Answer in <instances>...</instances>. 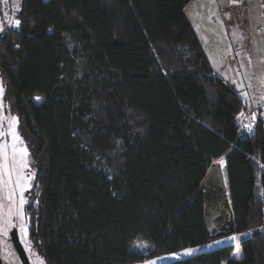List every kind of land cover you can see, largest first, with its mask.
<instances>
[{"label": "trees", "instance_id": "trees-1", "mask_svg": "<svg viewBox=\"0 0 264 264\" xmlns=\"http://www.w3.org/2000/svg\"><path fill=\"white\" fill-rule=\"evenodd\" d=\"M192 1L22 0L19 27L0 36L4 99L36 165L29 240L46 264L208 244L201 182L220 159L235 233L264 227V122L239 133L242 93L217 74ZM234 252L158 264H264V233Z\"/></svg>", "mask_w": 264, "mask_h": 264}, {"label": "crops", "instance_id": "crops-1", "mask_svg": "<svg viewBox=\"0 0 264 264\" xmlns=\"http://www.w3.org/2000/svg\"><path fill=\"white\" fill-rule=\"evenodd\" d=\"M186 13L217 74L232 81L244 103L254 105L264 88V0H193Z\"/></svg>", "mask_w": 264, "mask_h": 264}, {"label": "snow or ice", "instance_id": "snow-or-ice-1", "mask_svg": "<svg viewBox=\"0 0 264 264\" xmlns=\"http://www.w3.org/2000/svg\"><path fill=\"white\" fill-rule=\"evenodd\" d=\"M20 24L19 20L15 21V25L18 27ZM3 93V88L0 86V95ZM247 96V93H243ZM39 99V98H37ZM241 117L244 113H240ZM254 119V117H253ZM18 118L13 117L10 121L11 124V157L7 151L9 145L7 143L0 145V156L3 157L0 162V193L7 190V195L0 196V236L7 238L10 229L18 228L19 233L24 241L25 248L27 251H31L32 244L28 239V223L25 214L24 205L27 204V200L24 197V192L31 187L30 181L33 179L34 174L29 176L25 175L23 169L28 167V151L26 147H17V142L22 144V140L19 133L16 131L18 126ZM248 131H252L251 124L246 126ZM17 156L19 159H17ZM9 159H11V166L9 165ZM18 197V198H17ZM7 201V203H5ZM14 219L16 223H14ZM231 240H236V236L230 237ZM4 243L5 247H8L6 241H0ZM10 251V249H9ZM191 252L192 250H188ZM237 247V254L239 253ZM37 264H45L43 259L36 258Z\"/></svg>", "mask_w": 264, "mask_h": 264}, {"label": "rangeland", "instance_id": "rangeland-1", "mask_svg": "<svg viewBox=\"0 0 264 264\" xmlns=\"http://www.w3.org/2000/svg\"><path fill=\"white\" fill-rule=\"evenodd\" d=\"M21 7H22V0H0V36L6 30L18 28L15 25V21L19 20V14L21 11ZM188 14L190 16H192L193 11L191 9H189ZM207 18L208 17H206V20H207ZM215 31H217V33H219V29L217 27H215ZM211 33H212V36H214V31L212 29H211ZM0 86H2V88H3V93H2V95H0V145H3L5 143H7L9 145L7 151L9 153V157H11V147L10 146L12 144V136H11L10 121L13 117H15V118H18V117L13 112H10L8 110L7 104H6L5 99H4L5 87L3 85L1 77H0ZM37 98H39V99H37ZM35 99L37 101L42 100L40 97H36ZM18 121H19V119H18ZM16 131L19 133V136L22 140V144L20 142H17V147L18 148L19 147H26L27 151H28V156L26 158L28 161V167L23 169V172L25 175H29V176L34 174L33 179L30 181L31 187L28 188V190L24 192V197L28 202L27 204L24 205V209H25L26 217L28 218L27 223H28V227H29V225H30V213H29V206L28 205H29L30 200H31L30 196L33 192V189H35L34 193L38 192L37 185H35L36 165H35L30 147H29L27 141L23 138V135L21 134L19 123H18V126L16 128ZM17 159H19L18 156H17ZM2 160H3V157L0 156V162H2ZM222 163L225 166L224 159H222ZM9 165L11 166V159H9ZM5 195H7L6 189L4 192L0 193V196H5ZM5 203H7V201H5ZM13 222L16 223V220L14 219ZM218 224L221 225L222 220H220V222ZM260 233H264V227L252 229V230L240 233V234L235 233V234L230 235V236L220 237V238L214 239L206 245H203V246L196 248V249H192L191 252H189L188 250H183V251H180L178 253L171 254V255L162 256V257L153 258V259H147L144 262H141L139 264H158V263H160L166 259H176V258H181L184 256H190L193 252H197L200 249H209V248H212L214 246L220 245L222 243H234L235 252H234L233 256L238 257L239 253L237 254V247L240 250V242L242 241V239H244L245 237L254 236V235L260 234ZM232 236H236L237 239L231 240L230 237H232ZM28 239H29V230H28ZM134 246L137 249H142V248H144V246L146 247V245L143 243H137ZM32 247H33V245H32ZM32 254H33V257L31 259V264H37V260H36L37 257H39L40 259H43L36 252V250Z\"/></svg>", "mask_w": 264, "mask_h": 264}, {"label": "water", "instance_id": "water-1", "mask_svg": "<svg viewBox=\"0 0 264 264\" xmlns=\"http://www.w3.org/2000/svg\"><path fill=\"white\" fill-rule=\"evenodd\" d=\"M205 201V226L208 237L212 240L235 234L234 213L227 188V178L222 159L213 162L201 182ZM222 220V224L218 223ZM16 245L18 246L17 242ZM24 264L29 260L22 250Z\"/></svg>", "mask_w": 264, "mask_h": 264}, {"label": "flooded vegetation", "instance_id": "flooded-vegetation-1", "mask_svg": "<svg viewBox=\"0 0 264 264\" xmlns=\"http://www.w3.org/2000/svg\"><path fill=\"white\" fill-rule=\"evenodd\" d=\"M0 241H6L8 245V247H5L4 243H0V264H24L20 253L22 251L18 247L19 245L25 252L29 260V264H31V259L33 257L32 253L35 252V248L32 247L30 252L26 250L24 241L21 237V234L19 233L18 228L10 229L7 238L0 236ZM16 242L18 246L16 245Z\"/></svg>", "mask_w": 264, "mask_h": 264}, {"label": "built area", "instance_id": "built-area-1", "mask_svg": "<svg viewBox=\"0 0 264 264\" xmlns=\"http://www.w3.org/2000/svg\"><path fill=\"white\" fill-rule=\"evenodd\" d=\"M244 106V116L239 118V133L248 132L251 133L254 127V120L262 119L264 122V88L258 93L257 101L254 105L248 106L246 103H243ZM254 117V119H253ZM251 124L252 131L249 132L247 125Z\"/></svg>", "mask_w": 264, "mask_h": 264}]
</instances>
